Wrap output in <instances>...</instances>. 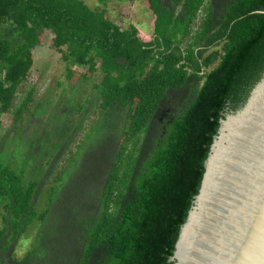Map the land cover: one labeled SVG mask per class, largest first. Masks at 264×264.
<instances>
[{"label": "trees", "instance_id": "trees-1", "mask_svg": "<svg viewBox=\"0 0 264 264\" xmlns=\"http://www.w3.org/2000/svg\"><path fill=\"white\" fill-rule=\"evenodd\" d=\"M145 4L152 34L84 0H0V129L13 113L3 141H15L12 154L0 146V264L174 263L222 120L264 76V0ZM47 31L69 78L72 66L87 68L86 81L101 71L92 98L81 96L85 82H60L50 103L41 106L33 90L17 102ZM96 102L99 117L78 141ZM25 114L39 115L28 135ZM97 138L92 169L87 161L75 181L85 144Z\"/></svg>", "mask_w": 264, "mask_h": 264}, {"label": "water", "instance_id": "water-1", "mask_svg": "<svg viewBox=\"0 0 264 264\" xmlns=\"http://www.w3.org/2000/svg\"><path fill=\"white\" fill-rule=\"evenodd\" d=\"M173 264H264V76L222 120Z\"/></svg>", "mask_w": 264, "mask_h": 264}, {"label": "rangeland", "instance_id": "rangeland-1", "mask_svg": "<svg viewBox=\"0 0 264 264\" xmlns=\"http://www.w3.org/2000/svg\"><path fill=\"white\" fill-rule=\"evenodd\" d=\"M84 1L93 9L106 10L109 17L116 24L122 26L123 28L129 27L131 23H137L146 34H152L153 32L154 16L148 10L145 4V0H84ZM51 38H52V33L49 31L45 32L42 39V44L33 50V55L35 60L34 66L31 70L28 81L26 82L22 90L18 92L17 102L19 104L23 103V100L27 97L28 93L31 90L34 91L33 92L34 100L37 101L41 106L46 104V102L48 103L52 102L53 95L56 93L58 94L62 93L64 89L63 85H60V82L62 83L70 82L71 83L70 86L78 84L79 82L80 83L85 82L82 85H85L84 87L86 88V91L83 92L81 96H88L89 98H92L94 96L93 88L91 87V85L93 81L98 82L101 80V75H102L101 71H97L92 80L86 81L82 77L87 72V68L72 66L71 68L74 70V74L71 78H69L66 62L62 58V54L52 47ZM69 93H71L70 89L69 91L66 92V95H69ZM62 97L64 98L65 96ZM62 103L60 106H63ZM29 107L33 111L35 108L34 102L30 103ZM100 112H101L100 107L98 106V102H96V104H94L92 108L88 111V114L83 122V127L80 128V130L78 131V135H77L78 141H80V139L83 138L86 133L91 131V127L94 126L95 121L98 119ZM81 114L82 112L76 113V120L80 118ZM27 117L28 116L25 114L24 121L28 120L27 122H24L25 135L33 133L35 131V128L38 127V123H39V115H34L32 118L28 117L29 119H27ZM13 120H14L13 113L4 114L2 116L3 127L0 129V146L4 142L3 136L5 135L7 130L11 127ZM99 142L100 139L98 140L97 138L92 142H87L85 144L88 152L85 155L86 158L83 159V163L77 166L73 172V178L75 181L81 175L83 171L82 166L86 164L87 161H89L90 167L92 169L89 154H91L92 151H95L97 148H99L100 146ZM14 146H15V141L13 139H9L6 142H4L3 150L6 149L7 153L12 154L14 150ZM74 146L75 144H73L71 148L73 150H76ZM67 158L68 155L66 150V153L60 156V162L56 165L58 167V170H61L60 165L65 164ZM88 178H90V176L84 173V176H81L80 179L85 180ZM48 179L49 181H53L54 177L49 176ZM49 184L50 183H47L46 186H49ZM45 203H46V198L42 197L40 202L42 210L46 206ZM36 230L37 229L35 228L33 234H31L29 237H27L22 241V244L19 247V253L21 256L30 247L32 237L36 232Z\"/></svg>", "mask_w": 264, "mask_h": 264}]
</instances>
